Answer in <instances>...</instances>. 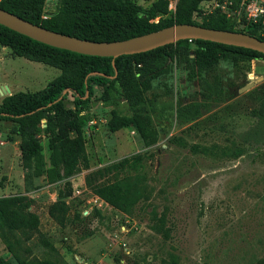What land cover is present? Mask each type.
Wrapping results in <instances>:
<instances>
[{
    "label": "rangeland",
    "instance_id": "374dc122",
    "mask_svg": "<svg viewBox=\"0 0 264 264\" xmlns=\"http://www.w3.org/2000/svg\"><path fill=\"white\" fill-rule=\"evenodd\" d=\"M131 1L148 10L154 0ZM169 1L174 9L166 5L165 18H173L175 11L177 0ZM56 3L44 1L47 17ZM165 53L164 66L154 74H147L152 55H143L105 92L91 83L89 98L67 126L68 135L79 133L84 141L87 167L52 182L43 176L22 178L21 189L19 179L6 178L0 163V186H9L3 195L28 196L38 220L37 231L15 247L21 259L264 264V56L208 51L190 40L168 45ZM7 58L12 69L3 65ZM41 64L38 71L36 62L0 45V85L9 89L0 103L12 93L39 90L61 73ZM63 103L72 108L70 93ZM118 118L128 121L110 130ZM44 123L41 115L37 140L48 167ZM17 126L12 123L9 132ZM12 157L19 160V155ZM127 157L132 158L113 166ZM19 165L24 175L20 160ZM88 179L118 181L128 195L126 209L89 208ZM75 183L85 187L77 196L72 194ZM60 202L64 207L54 208V217L50 209ZM12 238L0 235V258L18 264L6 245Z\"/></svg>",
    "mask_w": 264,
    "mask_h": 264
},
{
    "label": "trees",
    "instance_id": "16d2710c",
    "mask_svg": "<svg viewBox=\"0 0 264 264\" xmlns=\"http://www.w3.org/2000/svg\"><path fill=\"white\" fill-rule=\"evenodd\" d=\"M44 1L1 0L0 8L49 30L95 41L121 40L176 23H193L225 29L221 25L224 23L230 27L228 30L245 32L264 40L254 28L236 29L220 14H213L201 23L193 21L190 16L200 0H177L173 18L164 17L167 0H154L148 10H143L131 0H57L55 10L49 13V17L42 19ZM156 15H159L158 21L150 23L148 20ZM187 41L180 39L173 44L184 46ZM190 41L208 51L220 48L249 59L264 56L242 47L200 39ZM0 45L9 47L16 55L28 60L42 62L61 70L58 77L41 89L12 93L0 103V120L18 123L16 128L10 129V133L19 136V160L26 171L23 178L43 176L47 182H52L73 174L80 167H87L84 141L79 133L75 136L68 135L67 126L71 123L72 114L78 112L89 98L91 83L105 92L108 85L127 72L133 59L143 55H152L147 74H154L164 66L167 59L165 48L170 44L145 52L119 55L112 59L49 46L0 25ZM64 89L66 91L62 93ZM68 93L72 97V108H66L63 103ZM41 115L45 118L42 129L49 137L48 167L42 160L41 147L37 140V134L41 130L37 123ZM127 121L126 118H118L108 127L110 130H116ZM131 158H123L113 166L125 164ZM86 184L93 193L113 208L124 210L128 206L127 192L118 181L92 183L88 179ZM30 206L31 199L20 193L0 196V235L4 238L7 234H12L14 237L6 244L8 250L18 264H66L59 258L21 259L15 252V247L21 245L22 240L30 238L37 231V216ZM59 207L63 208L64 203L54 204L50 214L56 217L53 209ZM40 242L43 246L53 249L44 238H41ZM0 264L8 263L0 258Z\"/></svg>",
    "mask_w": 264,
    "mask_h": 264
},
{
    "label": "water",
    "instance_id": "95a60500",
    "mask_svg": "<svg viewBox=\"0 0 264 264\" xmlns=\"http://www.w3.org/2000/svg\"><path fill=\"white\" fill-rule=\"evenodd\" d=\"M0 25L35 41L79 54L105 56L112 59L124 54H134L152 50L156 47L174 43L180 39H200L215 43L242 47L264 54V40L245 32L211 28L193 23H176L154 31L139 34L129 38L113 41H95L82 39L57 31L49 30L31 23L19 16L0 8ZM111 65L114 68L113 61ZM98 74L97 72H92ZM116 71L114 69L115 76ZM111 77V76H110ZM252 82L243 85L240 90L250 86ZM66 89L63 90L64 93ZM9 89L0 85V95ZM86 94V92H85Z\"/></svg>",
    "mask_w": 264,
    "mask_h": 264
},
{
    "label": "built area",
    "instance_id": "2783aa9c",
    "mask_svg": "<svg viewBox=\"0 0 264 264\" xmlns=\"http://www.w3.org/2000/svg\"><path fill=\"white\" fill-rule=\"evenodd\" d=\"M167 8L168 10L174 9V4L169 1ZM213 14L223 15L236 29L251 27L259 35L264 37V0H200L196 8L192 11L191 19L202 21ZM41 18H47L44 10ZM158 18L159 15H156L148 21L150 23H156ZM84 189L85 187L83 185L75 183L72 186V194L77 196ZM85 203L89 208H95L99 211L107 205L104 200L93 193H89L85 198ZM83 210L84 212L88 211L86 208H83Z\"/></svg>",
    "mask_w": 264,
    "mask_h": 264
},
{
    "label": "crops",
    "instance_id": "0c3cea01",
    "mask_svg": "<svg viewBox=\"0 0 264 264\" xmlns=\"http://www.w3.org/2000/svg\"><path fill=\"white\" fill-rule=\"evenodd\" d=\"M8 60H9V58H7L5 61H3V65L5 67H9V69H12L13 66L12 65L9 66ZM34 62L37 63L36 69L39 71V68L41 69V67H42L41 62H38V61H34ZM12 123H14V122L10 121V120H0V129H1L0 134L1 135L3 134V137H6V138L0 140V163L3 162V164H4L3 171H4V175L6 176V178L8 180H11L13 178L19 179V181L17 182V188L22 189L23 172H22L21 167L19 165L18 158L16 160H14V158L12 157L13 155L14 156L19 155V151H18L19 138H18L17 134L10 133L9 129H8L10 127V125H12ZM13 149H15V150H13ZM8 189H9V186H6V185L4 187L0 186V196H4L3 190L8 191Z\"/></svg>",
    "mask_w": 264,
    "mask_h": 264
}]
</instances>
